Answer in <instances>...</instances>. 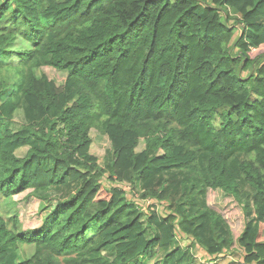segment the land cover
Returning a JSON list of instances; mask_svg holds the SVG:
<instances>
[{
  "label": "trees",
  "instance_id": "obj_1",
  "mask_svg": "<svg viewBox=\"0 0 264 264\" xmlns=\"http://www.w3.org/2000/svg\"><path fill=\"white\" fill-rule=\"evenodd\" d=\"M23 193L41 224L0 213V264H264V0H0V204Z\"/></svg>",
  "mask_w": 264,
  "mask_h": 264
},
{
  "label": "rangeland",
  "instance_id": "obj_2",
  "mask_svg": "<svg viewBox=\"0 0 264 264\" xmlns=\"http://www.w3.org/2000/svg\"><path fill=\"white\" fill-rule=\"evenodd\" d=\"M238 31V27H236ZM238 33V32H237ZM22 48V47H16ZM262 53L261 51L255 54ZM253 54V55H255ZM38 75H44L48 77L50 80H53L58 85H61L66 77V73L64 71H58L53 68L43 67L38 71ZM24 123L23 116L21 110H18L12 121V128L14 130L18 129ZM218 125V122L215 124ZM90 136L92 139V148L91 154L94 155L100 164L103 162V158L105 152L110 148V143L107 137L100 135L96 130L92 129L90 131ZM143 148V141L139 142L137 147V151H140ZM26 152V148L18 151L16 155L18 157H23ZM104 185L108 186V182L103 181ZM207 204L210 208L218 212L229 225L232 235L236 240L241 234L244 227V220L241 208L238 204L235 203L230 197H227L220 191H209L206 195ZM162 211V210H160ZM0 213L7 219H12L14 217H18L19 219V230L26 231L34 228H38L41 224L42 213L38 212V204L34 199L27 198L26 194H20L15 196L13 199L8 200L2 204H0ZM165 213V210H164ZM11 222L9 226H11ZM182 246L190 245V241L181 240ZM33 248L26 247L23 250H20V257H28L32 254ZM192 254L196 257L195 264H202L203 254L202 250H200L197 246H193L191 248ZM243 251L236 245H233L232 250L227 251V253L217 260L213 264H242L241 260L243 257ZM161 256L158 257V260L155 264H162ZM212 263V262H209ZM153 264V263H150ZM207 264V263H203Z\"/></svg>",
  "mask_w": 264,
  "mask_h": 264
},
{
  "label": "built area",
  "instance_id": "obj_3",
  "mask_svg": "<svg viewBox=\"0 0 264 264\" xmlns=\"http://www.w3.org/2000/svg\"><path fill=\"white\" fill-rule=\"evenodd\" d=\"M127 188H129V186H126ZM150 205V208L153 209L154 207L152 206L151 203H147L144 205L145 209ZM144 211V210H143Z\"/></svg>",
  "mask_w": 264,
  "mask_h": 264
}]
</instances>
